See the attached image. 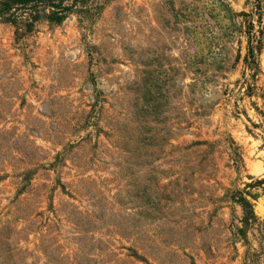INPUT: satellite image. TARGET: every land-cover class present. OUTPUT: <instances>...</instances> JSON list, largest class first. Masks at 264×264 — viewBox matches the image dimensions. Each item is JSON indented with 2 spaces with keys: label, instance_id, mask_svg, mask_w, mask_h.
Returning <instances> with one entry per match:
<instances>
[{
  "label": "rangeland",
  "instance_id": "1",
  "mask_svg": "<svg viewBox=\"0 0 264 264\" xmlns=\"http://www.w3.org/2000/svg\"><path fill=\"white\" fill-rule=\"evenodd\" d=\"M12 1L0 264H264V0Z\"/></svg>",
  "mask_w": 264,
  "mask_h": 264
},
{
  "label": "trees",
  "instance_id": "2",
  "mask_svg": "<svg viewBox=\"0 0 264 264\" xmlns=\"http://www.w3.org/2000/svg\"><path fill=\"white\" fill-rule=\"evenodd\" d=\"M12 0H1V10L3 13L7 12L10 10V6L12 4ZM58 13L57 12H51L50 14H45V13H42V15L40 14H36L38 17H43L45 19H49L51 22H55V23H61L62 20H63V17L60 16V15H57ZM32 24V23H31ZM245 202V201H243ZM248 204V203H246Z\"/></svg>",
  "mask_w": 264,
  "mask_h": 264
}]
</instances>
